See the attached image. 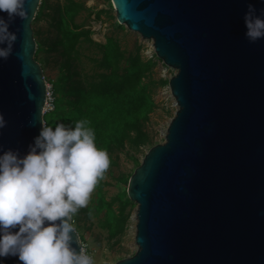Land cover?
I'll return each instance as SVG.
<instances>
[{
	"label": "water",
	"instance_id": "obj_1",
	"mask_svg": "<svg viewBox=\"0 0 264 264\" xmlns=\"http://www.w3.org/2000/svg\"><path fill=\"white\" fill-rule=\"evenodd\" d=\"M112 2L117 21L175 69L168 86L177 105L164 141L130 175L137 248L115 264H264V39L249 42L243 23L247 4L264 0ZM38 4L26 0L28 17L10 24L16 40L0 59V151L21 155L45 124Z\"/></svg>",
	"mask_w": 264,
	"mask_h": 264
},
{
	"label": "clouds",
	"instance_id": "obj_2",
	"mask_svg": "<svg viewBox=\"0 0 264 264\" xmlns=\"http://www.w3.org/2000/svg\"><path fill=\"white\" fill-rule=\"evenodd\" d=\"M25 4L0 0V59L12 53L16 33L10 24L28 17ZM243 23L249 42L264 39V7L248 3ZM6 124L0 112V129ZM110 164L87 119L74 127L41 124L22 155L18 149L0 151V264L8 256L23 264H96L80 244L74 216L88 206Z\"/></svg>",
	"mask_w": 264,
	"mask_h": 264
},
{
	"label": "trees",
	"instance_id": "obj_3",
	"mask_svg": "<svg viewBox=\"0 0 264 264\" xmlns=\"http://www.w3.org/2000/svg\"><path fill=\"white\" fill-rule=\"evenodd\" d=\"M51 9L54 35L41 40L37 51H55L60 60L58 75L52 83L54 108L43 114L44 123L54 127L63 122L74 127L79 119L89 120L96 132L97 146L109 153V171L118 165L119 151L138 152L151 143L145 124L156 107L153 88L168 80H154L152 74L159 58L154 52L151 57H143L140 44L129 51L113 36L103 43L95 41L90 28L76 21L77 15L86 9L83 0L58 1ZM83 43L95 46L100 54L90 58L91 73H83L77 66ZM104 178L82 210L92 211L98 217V226L116 242L127 228L133 201L118 196L107 199Z\"/></svg>",
	"mask_w": 264,
	"mask_h": 264
},
{
	"label": "rangeland",
	"instance_id": "obj_4",
	"mask_svg": "<svg viewBox=\"0 0 264 264\" xmlns=\"http://www.w3.org/2000/svg\"><path fill=\"white\" fill-rule=\"evenodd\" d=\"M63 0H39L36 9L35 18L32 20L33 35L36 40L35 59L40 63L43 75L47 83L51 84L56 79L59 72L60 56L55 51H44L37 48L41 40L54 35L53 27L50 24V14L52 6L56 2ZM86 9L82 10L76 17V21L83 24V27L90 28L91 37L98 42H105L108 36L116 37L121 46L126 50H133L136 44L141 45V54L143 57L153 55L151 39L142 38L137 32H134L117 21L112 0H83ZM99 12V17L96 13ZM80 59L77 61L79 70L83 73H91L93 63L91 57L99 56L98 49L87 43L80 47ZM175 69L165 65L160 59H157L152 77L155 81L161 78L168 80ZM153 98L156 103L155 109L150 113L149 120L145 124V129L151 136V143L142 147L138 152L133 150H122L118 152V165L112 167L105 175L106 184L104 186L107 199L118 197H128L127 187L130 175L140 164L144 153L153 145L164 141L166 128L173 117L177 105L171 95L168 82L158 84L153 88ZM48 114H46L47 116ZM135 157V158H133ZM129 198V197H128ZM117 201L114 206H117ZM136 203L133 202L130 211V217L125 232L118 241L109 239L107 231L98 226V217L93 215L92 211H83L79 209L74 216V224L80 240L87 244L96 264H115L118 260L132 255L137 248L134 240L135 223L134 218Z\"/></svg>",
	"mask_w": 264,
	"mask_h": 264
},
{
	"label": "built area",
	"instance_id": "obj_5",
	"mask_svg": "<svg viewBox=\"0 0 264 264\" xmlns=\"http://www.w3.org/2000/svg\"><path fill=\"white\" fill-rule=\"evenodd\" d=\"M54 108V93L51 84L46 82V99L44 104V113L47 111H50ZM81 245H83L86 250L92 255L91 251L88 249V246L86 243L81 242Z\"/></svg>",
	"mask_w": 264,
	"mask_h": 264
},
{
	"label": "bare ground",
	"instance_id": "obj_6",
	"mask_svg": "<svg viewBox=\"0 0 264 264\" xmlns=\"http://www.w3.org/2000/svg\"><path fill=\"white\" fill-rule=\"evenodd\" d=\"M81 242H83V241H81Z\"/></svg>",
	"mask_w": 264,
	"mask_h": 264
}]
</instances>
